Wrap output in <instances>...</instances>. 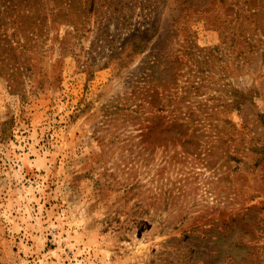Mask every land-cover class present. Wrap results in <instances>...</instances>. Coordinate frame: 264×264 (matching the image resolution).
<instances>
[{
    "label": "rangeland",
    "instance_id": "rangeland-1",
    "mask_svg": "<svg viewBox=\"0 0 264 264\" xmlns=\"http://www.w3.org/2000/svg\"><path fill=\"white\" fill-rule=\"evenodd\" d=\"M216 1L0 4V264H264V0Z\"/></svg>",
    "mask_w": 264,
    "mask_h": 264
},
{
    "label": "trees",
    "instance_id": "trees-1",
    "mask_svg": "<svg viewBox=\"0 0 264 264\" xmlns=\"http://www.w3.org/2000/svg\"><path fill=\"white\" fill-rule=\"evenodd\" d=\"M36 0H0V4L6 3L7 5V16L10 11H16V10H26L27 12L33 13V6ZM225 0H219L220 4L224 3ZM216 0H184V3L188 4V7H195L200 8L202 6H217ZM249 1L244 0V4L246 5ZM237 5V3L235 2ZM206 9V8H205ZM5 17L6 15H0V26L5 24ZM29 17H33L31 14H29Z\"/></svg>",
    "mask_w": 264,
    "mask_h": 264
}]
</instances>
